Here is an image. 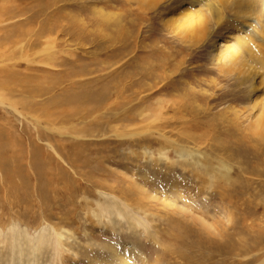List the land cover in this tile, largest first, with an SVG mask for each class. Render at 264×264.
<instances>
[{"label": "rangeland", "instance_id": "1", "mask_svg": "<svg viewBox=\"0 0 264 264\" xmlns=\"http://www.w3.org/2000/svg\"><path fill=\"white\" fill-rule=\"evenodd\" d=\"M187 3L0 0V264H264V72Z\"/></svg>", "mask_w": 264, "mask_h": 264}, {"label": "bare ground", "instance_id": "2", "mask_svg": "<svg viewBox=\"0 0 264 264\" xmlns=\"http://www.w3.org/2000/svg\"><path fill=\"white\" fill-rule=\"evenodd\" d=\"M185 1H188L187 5L189 4L191 8V5L194 6L197 2V0ZM216 1L217 5L215 4L214 11L211 13L208 11L213 16V21L211 22L214 23L215 29L211 36L213 58L222 70H237L238 75H248L253 85L252 91L258 92L261 86V82L256 79L259 78L258 75L260 76L258 71L262 70L264 72V0ZM179 6L181 7L180 4ZM180 7L177 5L174 10ZM179 16L180 18L177 19L174 26L180 25V27L185 29L190 26L194 18L197 19L198 24H201L199 27L202 30H205L206 24L209 22L203 15L199 17L196 12H180ZM235 34L243 36L240 39H234L236 38L234 37ZM253 61L259 62L258 69L251 65L250 62ZM253 103V105L259 106V114L256 116L257 120L264 121V98L255 99ZM55 240V242L60 240L57 234H55Z\"/></svg>", "mask_w": 264, "mask_h": 264}]
</instances>
